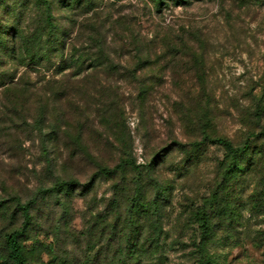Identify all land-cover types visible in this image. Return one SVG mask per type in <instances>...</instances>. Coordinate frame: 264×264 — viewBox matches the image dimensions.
<instances>
[{"label": "rangeland", "instance_id": "374dc122", "mask_svg": "<svg viewBox=\"0 0 264 264\" xmlns=\"http://www.w3.org/2000/svg\"><path fill=\"white\" fill-rule=\"evenodd\" d=\"M49 1L63 51L52 50L55 36L43 28V0H0V264H13L5 236L22 228L18 202L29 200L31 223L19 236L27 264H103L114 247L102 235L113 180H90L98 164L113 165L125 152L135 162L119 174L127 194L132 180L155 178L146 194L163 200L161 251L142 255L141 264H264L263 140L251 139L256 164L228 185L236 219L214 226L201 255L190 213L210 196L225 152L189 142L199 119L183 97L187 85L195 88L192 73L181 63L164 67L162 49L159 62L134 76L127 69L138 53L119 30L122 20L144 39L161 26L203 28L211 40L218 130L239 143L249 130L264 129V114L258 125L249 121L255 100H264V0ZM100 45L106 56L97 63ZM70 178L83 186L50 190Z\"/></svg>", "mask_w": 264, "mask_h": 264}, {"label": "trees", "instance_id": "16d2710c", "mask_svg": "<svg viewBox=\"0 0 264 264\" xmlns=\"http://www.w3.org/2000/svg\"><path fill=\"white\" fill-rule=\"evenodd\" d=\"M81 0H77L80 2ZM84 1V0H83ZM86 4H90L93 0H85ZM156 5L162 3L168 5L169 2L174 4L191 5L196 1L203 0H154ZM45 9L48 11L44 20V26L52 31L55 36L52 50L63 51L64 39L60 35L64 32L61 28L56 27L50 11L51 5L49 0H43ZM70 7L75 4L70 3ZM122 25H121V24ZM119 23L120 36L123 40H130L131 45L137 51L134 65L127 70L134 76L137 71L146 69L150 64L160 61L162 50L166 54L164 67L173 66L176 63L186 69V72L192 73L195 78L194 87L186 86L183 97H186L185 106L189 112L196 111L198 113L197 136L190 140L192 146H200L205 144H216L220 146L224 152V159L219 162V180L213 188L210 196L203 199V203L190 213L200 230L201 255L208 252V244L213 241V228L218 222L231 223L236 219L235 211L229 200V184L236 180L239 174L245 176L256 164L255 157L249 156L251 139L261 138L264 142V129L249 130L252 131L247 137L239 143L232 138L222 134L218 130L216 121L217 106L212 100L215 90L211 82L213 73V64L210 56V37L203 28L197 27L195 24L188 23L181 27L162 26L153 35L151 39H144L139 33H134V29L122 20ZM131 35V37H129ZM127 43H123L126 45ZM104 45V44H103ZM161 47V49H159ZM99 54L95 57L98 63L106 56L102 46H98ZM154 51V52H153ZM30 58H36V54L27 52ZM102 62V61H101ZM78 69H81L82 64ZM80 71L78 70V72ZM264 114L263 96L257 98L253 109L250 111L249 121L260 123V119ZM199 137V138H198ZM177 145H184L182 142L173 140ZM262 153L261 151H259ZM135 162L130 153L125 152L123 156L113 165L98 164L97 170L93 173V178L98 176H106L113 180V194L108 201V214L104 216V226L102 235L105 238L108 250V256L103 260V264H141L142 255L152 253L155 255L161 251L160 241L164 233L163 213L161 212V196H148L146 187L148 184L156 185L155 178H151L149 182L142 179L132 180V194H127L129 185L119 183V174L125 168H132ZM151 164H149V168ZM88 182V184L90 183ZM82 184L75 178L67 180H59L51 191H61L67 189L73 191ZM86 186V184H84ZM83 186V185H82ZM34 201L29 200L26 203L18 202L24 217V223L21 229H15L8 232L5 236L8 258L13 264H27V257L24 247L19 240V236L24 233L31 223V206ZM3 203L0 201V209ZM145 228L147 233L144 235ZM133 230V231H132ZM135 232V233H134ZM132 233V234H131ZM121 235L124 237L125 243H121ZM134 235V237L132 236ZM123 240V239H122ZM206 258V257H205Z\"/></svg>", "mask_w": 264, "mask_h": 264}]
</instances>
